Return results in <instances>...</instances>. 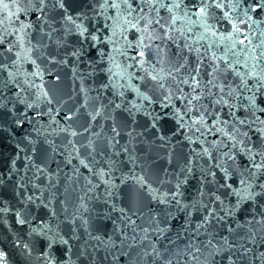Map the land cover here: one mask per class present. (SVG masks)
<instances>
[{
	"label": "snow or ice",
	"instance_id": "6c2138e0",
	"mask_svg": "<svg viewBox=\"0 0 264 264\" xmlns=\"http://www.w3.org/2000/svg\"><path fill=\"white\" fill-rule=\"evenodd\" d=\"M162 10L166 16L161 15ZM257 11L260 19L253 17ZM224 20L230 25L226 32L219 26ZM244 24L246 28L241 27ZM261 24L264 0H82L81 9L75 12L70 11L67 0H0V132L9 118L21 129L25 123L38 125L41 116L50 121L48 129L34 125L35 138L31 133L23 137L30 146L23 156L24 168L32 175L16 184V195L24 189L27 203L47 208L55 193L50 191L45 204L44 190L36 181L46 180L48 188L55 189L59 184L55 177L63 169L56 162L57 168L50 172L49 160L65 157L63 163L71 170L64 172V180L76 192V213L85 234L77 260L84 264H117L121 258L126 264H218L220 257L227 264H264V251L258 250L264 246ZM257 35L261 38L254 43ZM50 45H55L54 53L47 51ZM69 60L73 77L80 81L82 103L64 111L61 120L65 124L61 126L55 116L67 101L57 98L54 90L50 95L44 76L47 72L59 81L60 76L48 65L68 66ZM25 64H31L32 70H25ZM81 64L85 65L83 70ZM86 80L91 81L87 86ZM54 104L59 105L55 111ZM17 105L24 107L18 109ZM42 105L46 107L42 109ZM80 108L85 109L88 122L77 130L69 122L80 115ZM29 110H33L31 116ZM118 111L126 114L119 124ZM240 112L243 115L237 114ZM137 116L147 117L144 131L136 130ZM98 118L102 123L97 125ZM109 120L110 135L103 125ZM169 121L174 122L173 136L182 137L177 143L186 141L200 147L190 149L177 171L161 168L153 179L148 171L157 162L149 160L153 147L166 146L169 151L162 159L172 163L175 145L161 131ZM94 126L98 130L93 131ZM122 129L126 137L123 144ZM57 132L65 134L66 143L57 145L50 138ZM77 136L84 139L76 141ZM137 144L142 145L144 164L138 162ZM15 147L16 159H20L25 150L19 142ZM194 157H207L208 166L196 165L198 186L194 195L186 196ZM16 159L11 161L9 179L20 171L15 167ZM125 164L130 166L127 173L122 167ZM128 181H132V199L127 207L117 208L115 201L121 199V187ZM4 183L0 173V185ZM29 185L39 195L27 194ZM101 186L102 192L97 191ZM92 201L110 208V212L101 213L106 219L111 220V212L119 211L112 221V234L102 236L89 229L84 214L89 213ZM245 205L250 206L248 216L241 220L239 213ZM10 210L0 207V214ZM14 214L20 225L30 223L28 217L21 218L20 211ZM51 215L56 214L53 211ZM76 219L74 213L72 235L67 239L40 221L48 229H40L47 237L48 249L58 243L66 246L65 255L72 252L69 240L80 239ZM179 240L185 241L182 247ZM23 248L31 255L27 243ZM224 252L227 257H223ZM37 259L42 264H56L49 252ZM0 264H7L2 249ZM68 264L76 261L69 256Z\"/></svg>",
	"mask_w": 264,
	"mask_h": 264
},
{
	"label": "water",
	"instance_id": "95a60500",
	"mask_svg": "<svg viewBox=\"0 0 264 264\" xmlns=\"http://www.w3.org/2000/svg\"><path fill=\"white\" fill-rule=\"evenodd\" d=\"M70 11H79L82 7V0H67ZM192 0H186V3H191ZM213 12L216 13L217 16H220L221 13L219 10L212 9ZM161 15H167L163 10L161 11ZM233 15H236L235 13ZM253 17L256 19L261 18V12L257 11L256 13H253ZM21 19H24V17H21ZM31 19L34 21L35 16L33 15ZM219 26L221 27V30L227 31L230 28V25L227 23L226 20L220 21ZM242 28H246L247 25H241ZM261 28H264V24H261ZM253 28L255 29V25H253ZM257 33L259 32V29H255ZM35 36V33H33ZM58 35V34H54ZM261 37L259 35L256 36L254 39V43L257 42ZM49 53H54L55 51V45H50L47 49ZM220 54V53H218ZM40 61H38L39 63ZM44 67V65H41ZM52 69V72L54 75H59L60 80L54 81L53 77L48 75L47 72H45L44 76V86L45 88H48L50 90V95L52 94V91H55L56 97L67 101V103L63 104V107L60 108V115L55 116V119L60 121L61 126L65 124L63 120H61V116L64 114V111L70 108H78L80 107V104L82 103V98L80 95H78L79 88H80V81L78 79H75L73 77V74L71 72V60H69L68 66L63 65H48ZM25 70L31 71L32 65L31 64H25L24 65ZM85 68L84 64L80 65V69L83 70ZM244 69L241 68V71ZM231 76V74H230ZM238 82V81H236ZM37 83H40L39 80H37ZM91 81H85V86L89 85ZM251 83V81L249 82ZM8 95H11V91L8 92ZM94 96L95 93H92ZM133 94L129 93L128 98H131ZM71 97V99H70ZM31 99V98H30ZM23 105H17L18 109H22ZM42 109L46 106L42 105ZM54 111L59 105H52ZM155 107V106H154ZM89 111L91 110V102L89 106ZM159 110V109H157ZM29 116L33 114V110L28 111ZM238 115H243L242 112L237 113ZM116 119L119 123H122L123 120L126 118V114H122L119 111L115 114ZM40 123L37 125L35 122L32 124L25 123L24 127L16 128L14 124L11 123V118L8 119L6 123H3L4 131L0 132V173L3 174V179L5 183L3 185H0V207H8L11 209L7 213L0 214V249H2L7 254V264H42L41 260H38L37 257L41 256L44 252H49L55 257L56 264H61L63 261V264H68L69 256L72 261H76V264H84V261L77 260L76 252L78 250V246L82 243V241L85 239L84 229L81 226V220L78 218L79 213H76V208L78 207V202L76 200V192L72 190V187H69L66 185L64 180V172H69L71 170L70 165H65L63 163L64 156H57L56 161L49 160V171H54L57 168V163L60 162V168L63 169V171L60 173L58 177H55L56 180H59V184L55 189H49L47 186V181L43 180V176H41V180H43V183H41L40 180L36 181V183L41 184V188L44 190V195L42 199L44 200L45 204L48 203V198L50 195V191L55 193V199H53L52 203L47 207H37L35 205H32L31 203H27L24 200L25 190L19 189L20 195H16L17 183H23L27 180L29 176L32 175V172L29 169L24 168L25 161L23 159L24 154L27 152L28 148L30 147L26 141L23 140L24 135L31 133L32 136L35 138V132H33L34 125L36 127H43L45 129H48L49 126V119L46 116H41L37 118ZM147 121V117H141L137 116V125L136 130L137 131H144V125ZM88 122V117L85 113L84 108H80V115L78 117H74L72 122L73 127L77 128L79 130L83 125H85ZM97 125L102 123L100 119L98 118L95 122ZM111 124V121H104V132L111 134L109 131V126ZM53 128L56 127L55 124L52 125ZM174 128V122L169 121L168 123L164 124L161 131L169 138H171L172 143L175 145L174 151H172V163L169 165L165 159H162V157H166L169 149L165 146L164 148L159 147H153L152 154L149 157V160L156 159L157 162L153 163L151 166V169H149V174L152 175V178L155 179L154 173L158 172L161 168H168L169 172L177 171L180 166H183L187 160L188 154L190 149L196 148L199 150V144H192L189 145L186 141L182 143H177V140H182V137H176L173 136L172 130ZM98 130L95 126L93 127V131ZM50 131V129H49ZM125 129L121 130V137L120 142L121 144L125 143L126 137L124 135ZM153 132L155 129L152 130ZM146 137L149 139H152L151 133H145ZM51 139L55 140V143L57 145H61L66 143V136L64 133H52L50 136ZM40 139H43L41 137ZM84 137L77 136L75 138L76 141L83 140ZM211 139V137H209ZM20 143V148L24 149L25 152H22L20 154V159H16V152L17 149L15 145L17 143ZM160 142L157 141V144ZM140 147L142 145L137 144V156H138V162L140 164H144L145 161L142 159L143 153L140 152ZM69 151H71V147L68 148ZM81 154L83 155L84 149H81ZM215 155V153H214ZM13 159H16L15 167L16 169L20 170L15 173L11 174V177L9 179V169L11 168V161ZM123 159V157H121ZM241 158L238 157V160ZM195 163L193 164V175L189 177V185L188 189L190 191H186L185 195L195 194V187L198 186L197 177L199 175V170L197 168V164L201 165L203 167H207V157H204L202 159H196L194 157ZM76 161L73 160V164H75ZM123 171L125 173L128 172L129 165L125 164L122 166ZM85 170L81 168V172H84ZM137 173L140 172V168L137 167L135 169ZM219 175V173H218ZM146 178H148L146 176ZM119 183V181H117ZM155 187L156 185L153 184ZM165 187H168V185H165ZM65 188L68 190L65 192ZM103 186H101V189H98L97 191L102 192ZM39 195L38 190H34L30 185L27 188V194H33ZM63 193V195H61ZM121 199L118 201H115L117 204V208L119 207H127L132 199L133 196V190H132V181H128L126 184H124L121 187L120 190ZM61 201H65L64 204L61 203ZM39 201H37V205H39ZM147 204V202L145 201ZM153 207L155 205H152ZM67 209L65 211L64 209ZM89 213H85V218L88 219V227L90 230H92L94 233L99 231V234L102 236H106L108 234H112L113 230V220H116L119 216V211L111 212L112 219H106L101 213L103 212H110V208L106 205H104L101 202L92 201L89 205ZM249 205H245L239 213V218L243 220L248 216V209ZM20 211L21 212V218L28 217L30 219V223H25L24 225H20L17 223V218L15 216V212ZM55 212V216H52L51 213ZM82 211V210H81ZM145 212H147V207L144 209ZM76 214V224L75 227L77 229V235L80 237L79 240L77 239H70L69 243L72 245V252L68 255H65L66 252V246H63L61 244H54L51 249H48L47 244L48 240L47 237L40 234V229H44L45 232L48 231L47 228H44V224L48 225L49 228L54 229L58 231L61 235L64 236V238H69V236L72 235L71 229L73 225L70 223V221L73 218V214ZM135 219V217H133ZM43 220L44 224H40V221ZM145 220H147V216H145ZM119 223V221H117ZM141 221L137 220V224H140ZM173 224H176V221L172 222ZM36 228L37 232H32V229ZM243 232V229L240 230ZM52 233L49 232L48 235H51ZM129 234H131L129 230ZM169 235H173V232H169ZM226 234V233H224ZM152 237H150L151 239ZM204 237H201L203 239ZM231 239V237H230ZM17 241H19V246L17 245ZM27 243L29 245V248L31 249V255H28V249H24L23 245ZM185 243L184 240L177 241V244H179L181 247ZM251 246V245H250ZM256 249H254L255 251ZM259 251H264V246H258ZM228 253L224 252L223 257H227ZM218 259V264H227L226 260L221 259L220 257ZM117 264H126L125 260L121 258L120 261L117 262ZM150 264V261L148 262ZM258 264V262H257Z\"/></svg>",
	"mask_w": 264,
	"mask_h": 264
}]
</instances>
